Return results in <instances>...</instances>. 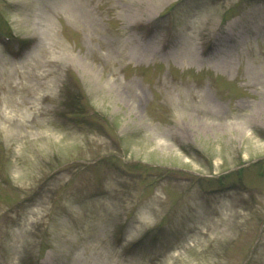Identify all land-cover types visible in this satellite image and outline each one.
<instances>
[{"label":"rangeland","instance_id":"obj_1","mask_svg":"<svg viewBox=\"0 0 264 264\" xmlns=\"http://www.w3.org/2000/svg\"><path fill=\"white\" fill-rule=\"evenodd\" d=\"M0 264H264V0H0Z\"/></svg>","mask_w":264,"mask_h":264}]
</instances>
